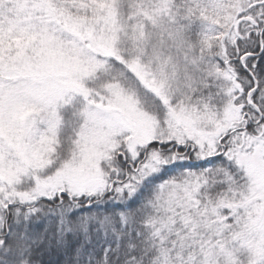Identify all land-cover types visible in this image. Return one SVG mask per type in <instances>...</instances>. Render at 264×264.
I'll list each match as a JSON object with an SVG mask.
<instances>
[{"label": "snow or ice", "instance_id": "snow-or-ice-1", "mask_svg": "<svg viewBox=\"0 0 264 264\" xmlns=\"http://www.w3.org/2000/svg\"><path fill=\"white\" fill-rule=\"evenodd\" d=\"M0 264H264V0H0Z\"/></svg>", "mask_w": 264, "mask_h": 264}]
</instances>
